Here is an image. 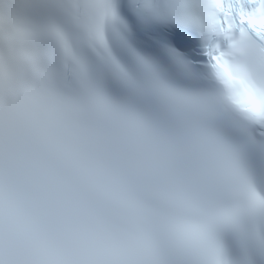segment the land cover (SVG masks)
<instances>
[{
	"label": "snow or ice",
	"instance_id": "snow-or-ice-1",
	"mask_svg": "<svg viewBox=\"0 0 264 264\" xmlns=\"http://www.w3.org/2000/svg\"><path fill=\"white\" fill-rule=\"evenodd\" d=\"M101 126L115 223L36 240L27 187ZM0 264H264V0H0Z\"/></svg>",
	"mask_w": 264,
	"mask_h": 264
},
{
	"label": "clouds",
	"instance_id": "clouds-1",
	"mask_svg": "<svg viewBox=\"0 0 264 264\" xmlns=\"http://www.w3.org/2000/svg\"><path fill=\"white\" fill-rule=\"evenodd\" d=\"M136 162L123 132L102 126L82 129L74 153L52 162L25 191L31 236L74 250L99 228L115 223L114 182Z\"/></svg>",
	"mask_w": 264,
	"mask_h": 264
}]
</instances>
